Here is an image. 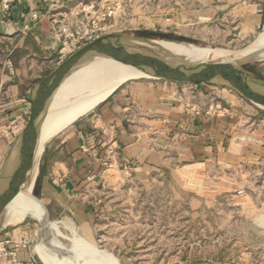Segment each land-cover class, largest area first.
Masks as SVG:
<instances>
[{"label": "rangeland", "instance_id": "374dc122", "mask_svg": "<svg viewBox=\"0 0 264 264\" xmlns=\"http://www.w3.org/2000/svg\"><path fill=\"white\" fill-rule=\"evenodd\" d=\"M39 3L59 39L55 51L45 52L38 43L27 38L24 39L27 49H23L22 33L17 36L6 33L2 21L8 23L12 18L0 0V10L4 11L0 20V171L28 119V100L24 101L22 109L19 95L26 90L28 94L37 80L94 38L110 34L135 35L153 38L156 43L170 40L230 51L260 46L264 35V19L253 35L231 41L208 40L202 37L199 28L191 26L178 34L174 27L163 33L160 27L146 30L142 25L144 16L170 15L172 10L192 5L193 0H40ZM91 4L93 7H87ZM165 34L168 35L163 36ZM90 35L93 36L89 38ZM63 41L68 46L60 52ZM70 42H74V49L69 50ZM233 59L237 63L246 59L238 65L264 80V58L260 59L259 54ZM199 88L206 97H201L204 100L227 103L232 98L246 107L244 116L254 113L260 117V140H264L263 105L227 87L200 83ZM263 177L264 161L262 165L248 166L235 159L184 162L176 164L172 170H154L147 179L138 178L132 172L124 173L99 188L94 199L96 211L89 227H82L68 217L50 218L48 215L51 221L65 219L73 223V229L58 224L62 236L56 235V238L66 248L72 246L68 238L73 233L91 245L80 239V243L69 250L62 246L65 251L62 252L55 248L57 243L49 239L46 264H69L70 255L79 257L85 264H210L239 262L244 256L259 262L260 253H264ZM32 195L36 198L34 190ZM35 209L38 210V206L28 204L20 222L0 227V235L23 228V223L29 221L24 228L32 238L31 250L36 259L45 264L34 251L43 231L41 223L35 219Z\"/></svg>", "mask_w": 264, "mask_h": 264}, {"label": "crops", "instance_id": "0c3cea01", "mask_svg": "<svg viewBox=\"0 0 264 264\" xmlns=\"http://www.w3.org/2000/svg\"><path fill=\"white\" fill-rule=\"evenodd\" d=\"M39 1L13 3L7 10L12 18L10 23L2 21V9L0 20L8 35L22 33L23 49H27V38L45 52L55 51L59 39L51 21L41 12ZM191 4L179 11L172 10L170 15L144 16L142 25L146 30L160 27L163 33L175 28L178 34L191 26L199 28L208 40L231 41L253 35L264 19V0H193ZM34 9L38 18L31 19L29 14ZM26 92L19 95L22 109L28 100ZM201 97L205 95L199 84L184 85L157 78L126 80L47 142L32 189L37 199L31 193L29 200L30 206L36 200L42 207L35 209V219L43 231L34 251L45 264L49 239L68 250L78 245L80 239L91 245L73 233L68 238L72 246L66 248L56 238L62 236L58 224L73 229V223L65 219L51 221L48 215L68 217L89 227L96 211L94 199L110 179L127 172L147 179L154 170H172L176 164L192 161L235 159L242 165H262L264 140H260V117L254 113L244 116L246 107L238 100L214 103ZM23 224V228L2 235L27 233L24 227L29 221ZM210 264H264V253H260L259 262L244 256L239 262Z\"/></svg>", "mask_w": 264, "mask_h": 264}, {"label": "bare ground", "instance_id": "6f19581e", "mask_svg": "<svg viewBox=\"0 0 264 264\" xmlns=\"http://www.w3.org/2000/svg\"><path fill=\"white\" fill-rule=\"evenodd\" d=\"M261 39L263 40L260 46H248L230 51L170 40L154 42L165 51L186 61L208 66L212 69H222L231 64L234 68L241 67L233 59L234 56L247 57L248 54H259L260 59L264 58V35ZM142 77L160 78L161 75L159 71L147 68L141 62L119 58L114 55H102L87 60L62 80L39 117L37 136L31 155V166L26 173V178L7 195L6 204L0 212V227L13 222L17 223L23 214V210L29 204L41 159L42 152L40 151L43 150L46 142L78 117L94 108L119 84L128 79ZM254 100L264 106V101ZM53 240L50 239V242L55 244ZM55 248L65 252L58 243ZM70 256L69 264H85L79 257Z\"/></svg>", "mask_w": 264, "mask_h": 264}, {"label": "water", "instance_id": "95a60500", "mask_svg": "<svg viewBox=\"0 0 264 264\" xmlns=\"http://www.w3.org/2000/svg\"><path fill=\"white\" fill-rule=\"evenodd\" d=\"M100 55H114L141 62L147 68L159 71L160 78L223 86L252 101H264V80L242 67L234 68L231 64L222 69H212L195 64L165 51L155 44L153 38L124 34L98 36L75 50L50 73L37 80L29 90L28 119L0 171V212L9 192L26 178L31 166L39 117L50 97L69 73L87 60ZM241 60L238 61L239 64ZM11 166L13 170L10 173Z\"/></svg>", "mask_w": 264, "mask_h": 264}, {"label": "built area", "instance_id": "2783aa9c", "mask_svg": "<svg viewBox=\"0 0 264 264\" xmlns=\"http://www.w3.org/2000/svg\"><path fill=\"white\" fill-rule=\"evenodd\" d=\"M22 1L29 0H2V5L5 10H8L13 3ZM87 7L91 8L93 7V4ZM83 11H85V8H83ZM29 17L36 18L37 14L33 12L32 14H29ZM92 22L94 23L95 21L93 20ZM24 27L28 28V24H25ZM92 36L93 35H90L89 38ZM70 43L72 48L69 50L74 49V42ZM67 46L68 44L66 41H63V46L60 48V52H62ZM31 241V236L23 231H19L16 234L0 235V264H42L36 259L34 252L31 250Z\"/></svg>", "mask_w": 264, "mask_h": 264}, {"label": "trees", "instance_id": "16d2710c", "mask_svg": "<svg viewBox=\"0 0 264 264\" xmlns=\"http://www.w3.org/2000/svg\"><path fill=\"white\" fill-rule=\"evenodd\" d=\"M166 35H168V34H165V35H163V36H166ZM161 40H167V39H161ZM10 57H12V55H11ZM34 205H35L36 207L38 206V208H42V207H41V204H39L36 200L34 201Z\"/></svg>", "mask_w": 264, "mask_h": 264}]
</instances>
